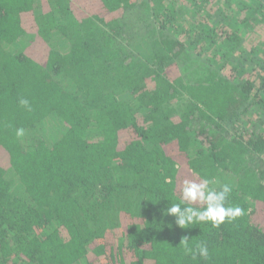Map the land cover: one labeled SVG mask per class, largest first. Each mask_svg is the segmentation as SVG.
Segmentation results:
<instances>
[{
    "label": "trees",
    "instance_id": "obj_1",
    "mask_svg": "<svg viewBox=\"0 0 264 264\" xmlns=\"http://www.w3.org/2000/svg\"><path fill=\"white\" fill-rule=\"evenodd\" d=\"M263 21L264 0H0V264H264ZM205 179L242 214L177 226Z\"/></svg>",
    "mask_w": 264,
    "mask_h": 264
},
{
    "label": "clouds",
    "instance_id": "obj_2",
    "mask_svg": "<svg viewBox=\"0 0 264 264\" xmlns=\"http://www.w3.org/2000/svg\"><path fill=\"white\" fill-rule=\"evenodd\" d=\"M20 103L29 107L27 100H21ZM17 135H23V129L17 130ZM213 183L210 180L196 182L193 180H185L181 189V199L179 203H174L167 208V213L175 217V224L181 228L199 222H211L214 227H219L225 222L226 218L229 222L242 214L240 207H226V201L232 189L228 184H223L220 190L210 187ZM200 203L204 204L203 209L193 207L192 205ZM185 205V207H181ZM184 249L188 252L193 250L189 247V239L187 236L180 241ZM198 254L207 259L209 256L208 248L205 244L197 245ZM195 254V253H193Z\"/></svg>",
    "mask_w": 264,
    "mask_h": 264
},
{
    "label": "rangeland",
    "instance_id": "obj_3",
    "mask_svg": "<svg viewBox=\"0 0 264 264\" xmlns=\"http://www.w3.org/2000/svg\"><path fill=\"white\" fill-rule=\"evenodd\" d=\"M249 28L250 33L247 39L251 38L250 41L252 43L261 42L262 40H264V21L263 23L258 22ZM246 48H249V46H247Z\"/></svg>",
    "mask_w": 264,
    "mask_h": 264
}]
</instances>
